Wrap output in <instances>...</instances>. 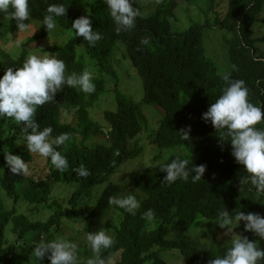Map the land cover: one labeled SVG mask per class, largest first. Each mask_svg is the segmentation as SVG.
Instances as JSON below:
<instances>
[{
  "label": "trees",
  "instance_id": "trees-1",
  "mask_svg": "<svg viewBox=\"0 0 264 264\" xmlns=\"http://www.w3.org/2000/svg\"><path fill=\"white\" fill-rule=\"evenodd\" d=\"M84 1L29 0V20L40 22L39 32L26 39L16 57L0 50V76L8 67H20L27 56L39 54L32 45L50 33L43 25L46 9L50 4H63L65 17L55 19L65 31L64 43L41 51L63 60L68 75L89 70L76 56L79 49L83 58L97 60L100 66L97 78L100 79L102 73L113 78L108 58L115 44L121 42L141 80L142 97L136 101L116 95L114 109L103 113L109 125L106 131L91 120L89 112L104 92L105 80L93 79L95 91L90 94L64 86L52 102L38 106L34 118L41 130L49 126L53 129L50 140L61 133L69 134L70 139L64 145H54L67 158L68 167L63 170L56 169L50 159L41 158L39 154L32 159L26 148L18 151L16 144L23 147L26 143L23 125L0 117V169L3 167L0 190L5 194L0 193V264H50L47 254L41 261L33 255L36 245L42 239L50 242L61 235L72 242L73 238L66 236V231L77 224L81 237L76 244L78 264H86L93 256L86 234L100 230L114 239L112 247L100 253L105 264H167L163 257L167 251L174 253V250L187 258L183 264H209L216 256H223L230 246L191 254L184 233L206 222L214 224L224 208L233 217L239 211L264 216V193H257L248 183H240L241 178L247 180L248 173L231 155L227 130L215 129L211 122L206 123L201 118L226 86L222 79L224 73L206 56L204 33L212 28L224 33L230 65L226 73L232 80H244L249 101L264 110V50L260 48L264 46V37L254 38L251 30L255 22H261L264 0H228L223 17L216 15L211 23L208 20L191 22L182 31L172 29L178 25L179 2L194 7L198 0H154L155 3L148 0L153 12L145 18L138 16L133 29L119 33L109 12L92 5L87 16L92 20L93 30L102 36L95 46L76 37L71 29L72 21L80 17L77 10ZM206 1L208 10L214 12L215 0ZM133 7L140 15L143 13L139 0H133ZM17 32L20 31L15 19L0 13V37ZM143 38H150V46L141 44ZM145 106H157L163 113L152 134L158 154L140 173L115 182L112 178L119 169L142 153L139 138L149 130L143 111ZM256 127L264 129V121ZM189 128V139L185 141L180 131ZM99 137L106 142L88 144L91 138ZM8 152L20 156L26 163L32 161L42 166L41 171L47 173L44 183L35 184L31 178L11 173L4 159ZM177 157L189 160V170L192 165H206L201 180L193 183L191 175L194 173L190 171L188 181H164L166 173L161 171V164ZM81 165L88 170V176L78 174ZM105 182L97 195L94 189ZM59 185L71 188L67 207L56 202L52 210L51 193ZM128 194L141 202L135 215L108 203L109 197ZM5 197L13 199L12 206L6 205ZM19 199L25 200L26 210L36 209L37 213L41 206L51 209V213L45 218L31 217L17 205ZM148 209L153 210L152 220L144 216ZM174 234L179 237L171 239ZM245 236L264 248V240L255 234Z\"/></svg>",
  "mask_w": 264,
  "mask_h": 264
},
{
  "label": "clouds",
  "instance_id": "clouds-1",
  "mask_svg": "<svg viewBox=\"0 0 264 264\" xmlns=\"http://www.w3.org/2000/svg\"><path fill=\"white\" fill-rule=\"evenodd\" d=\"M104 3L117 26V33L135 27L140 12L133 7V0H104ZM0 13H4L9 19H15L17 29L24 31L28 27L25 21L30 17L29 0H0ZM46 13L43 25L47 31H51L57 27L55 18L65 17L66 8L63 4H50ZM71 29L76 37H82L90 46H95L96 42L102 39L101 34L93 30L92 20L87 15L74 19ZM141 44L150 46V38H143ZM222 79L226 86L201 118L206 123L211 122L215 129L227 130L226 135L230 138L232 148L231 155L248 173L247 180L241 178L240 183H248L257 193H264V129L256 127L264 121V110L249 101V90L244 80H232L229 73H224ZM64 86L76 88L86 94L95 91L90 70L85 69L79 74L73 72L66 75L65 62L48 53L29 55L20 67H8L0 76V117L11 118L22 124L27 150L50 159L51 164L58 170L66 169L68 161L54 145H64L70 139L69 134L61 133L54 140H50L53 129L49 126L41 130L34 117L38 106L52 102L55 94ZM189 133L190 128L187 131L183 129L180 131L185 141L189 139ZM4 159L11 173L22 175L29 173L28 164L20 156L8 152ZM188 165L189 160L180 157L172 159L169 163H162L161 171L166 173L163 180L168 183L178 179L188 181L190 171L194 173L191 175L193 183L201 180L206 165H192L191 170ZM77 171L81 177L89 175L83 165ZM108 203L132 215H135V211L141 206V202L132 194L120 198L109 197ZM144 216L152 220L153 210L148 209ZM241 221L244 222L245 231H251L264 240V216L259 213L245 214L239 211L233 217L224 208L214 222L221 229L227 228V233H231ZM86 241L93 252V256L87 259L86 264H105L100 253L111 248L114 239L100 230L88 232ZM46 254L50 264H78L77 245L63 237H57L50 242L42 239L36 245L33 255L38 260L41 261ZM261 261H264V248L246 236L235 235L234 238L232 236L231 246L227 248L225 254L216 256L209 264H260Z\"/></svg>",
  "mask_w": 264,
  "mask_h": 264
},
{
  "label": "rangeland",
  "instance_id": "rangeland-1",
  "mask_svg": "<svg viewBox=\"0 0 264 264\" xmlns=\"http://www.w3.org/2000/svg\"><path fill=\"white\" fill-rule=\"evenodd\" d=\"M150 2L155 3L154 0H151ZM139 4L143 7V13L140 15V17H148L153 12L154 8L151 9L152 5H150L152 3H149L148 0H139ZM215 4L216 6L214 12H211L208 10V4L206 0H198L196 6L194 7H190L185 4V2L180 1L176 11L178 25H174L172 29L174 31H182L187 29L191 22H204L205 20H208V22L211 23L216 15L223 17L227 11L228 0H215ZM92 5H97L101 10L108 12L107 5L104 3V0H85L79 6L77 13L80 16L87 15L90 12V7ZM260 19L261 22H255L251 28L254 38L264 37V10ZM25 23L28 25L26 30L13 34L8 33L4 36V38L0 37V50L13 57L18 56L21 45L26 41L27 38L37 34L41 25L40 22L31 20H27ZM64 32L65 31L59 25H57L56 29L51 30L45 38L41 39L37 43H34L32 47L39 50V54L37 55H45L41 49L45 50L63 45L65 38ZM223 36L224 33L217 28L208 29L204 33L203 46L205 48L207 58L215 64L221 73H226L229 71L230 65ZM17 44H19V47H17ZM260 48L264 50V46H261ZM76 56L78 59H82V61L85 62L89 67V70L93 74V79H102L106 81V88L104 92L101 93L89 110H91L90 118L92 121L98 123L105 129H109V125L104 119H102V113L107 110L114 109L116 95L130 97L136 101L140 100L142 97L141 80L132 67L125 46L121 42H117L115 44L111 56L108 58L110 68L115 75L113 78L108 73H102L101 78H97V76L100 75L99 72L97 73V69L100 67L97 60L83 58L79 49L76 50ZM108 80H112V83L109 84ZM143 111L148 120L147 126L149 130L144 131L139 138V145L142 147V153L138 158L132 161H127L119 169L116 175L112 178V180H115V182L128 179L131 176L140 173V171H142L146 166L150 165V162L154 160L155 156L158 154L154 147L152 134L155 132L159 117L161 119V115H163V113L157 106H145ZM105 142L106 141L104 138L99 137L91 138L88 144L96 145L103 144ZM16 147L18 151H22L24 150L23 148H26V143L23 145V147H21L19 144H16ZM37 155L38 154L36 153L30 152L32 159H34ZM41 158L39 159V162L41 161ZM27 164L29 173L24 176L27 179L31 178L35 184L39 182L44 183L47 173L41 171L42 166L34 164L32 161H30V164ZM2 168L3 167L1 166V169ZM106 183L107 182L95 188L94 192H97V195H99ZM70 190L71 188L68 186L59 185L52 191L50 198L52 210L56 202L61 204V206L67 207L66 200L69 197ZM0 193L3 196L5 195L1 190ZM12 200L13 199L11 198L5 197L6 205L12 206ZM25 203L26 202L24 199H19L17 205L21 207L22 210H26ZM51 209H45L44 207L40 206L38 208L39 212L37 213H35L36 209H27L26 211H28V214L31 217L45 218L51 213ZM215 224L216 223L210 224L206 222L203 225H199L196 228L184 233L183 238L185 239V244L189 245L188 249L191 254L201 253L205 249H213L217 251L220 248L231 246V238L232 236L234 238L235 235H240L242 237L245 235L254 236V233L251 231L244 230V223L238 224L236 227H234L231 233H227V228L221 229ZM79 226L80 225L77 224L75 225L74 229L66 231V236L71 235L73 238L72 242L75 244L81 240V237H79L80 233H77ZM233 226H235V223ZM177 237H179V235L174 234L170 238L176 239ZM173 252L174 253H169L167 251L166 256L163 257L167 264H183L186 261L187 258L178 252V250H174Z\"/></svg>",
  "mask_w": 264,
  "mask_h": 264
}]
</instances>
